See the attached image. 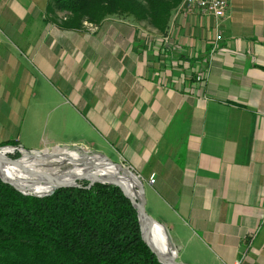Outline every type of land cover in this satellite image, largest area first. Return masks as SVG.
Listing matches in <instances>:
<instances>
[{"label": "crops", "instance_id": "crops-1", "mask_svg": "<svg viewBox=\"0 0 264 264\" xmlns=\"http://www.w3.org/2000/svg\"><path fill=\"white\" fill-rule=\"evenodd\" d=\"M47 4L0 0V143L130 168L180 264H264V0L219 19L180 4L163 33L64 28ZM8 84L45 105L3 102Z\"/></svg>", "mask_w": 264, "mask_h": 264}, {"label": "trees", "instance_id": "trees-1", "mask_svg": "<svg viewBox=\"0 0 264 264\" xmlns=\"http://www.w3.org/2000/svg\"><path fill=\"white\" fill-rule=\"evenodd\" d=\"M182 1L48 0L46 12L56 21L64 14V28L117 16L163 33ZM87 185L38 196L0 178V264H162L142 240L137 210L122 190Z\"/></svg>", "mask_w": 264, "mask_h": 264}, {"label": "rangeland", "instance_id": "rangeland-1", "mask_svg": "<svg viewBox=\"0 0 264 264\" xmlns=\"http://www.w3.org/2000/svg\"><path fill=\"white\" fill-rule=\"evenodd\" d=\"M56 14L58 17V21L60 22V19L63 18L64 14L59 13V12ZM145 25L146 24H141L140 26H145ZM10 84L7 85V88H8L7 95L5 97L1 98V100L3 102H7L8 100H10V101L13 100L14 104H17L19 107H22L23 109L28 108V110H33L34 106L37 107V105H42V106L45 105V100H44V97L41 93L39 94V97H36L35 90H34L32 93L29 94L30 98L25 99V97H23L24 94H22L21 92L18 93L16 91H12L10 89L11 86H9ZM47 140H48L47 135L44 133V131L41 132L40 137H39L40 143H42V145L44 146L47 144ZM10 142H13V143L11 144ZM14 143H15V141H9V142L6 141L3 143H0V152L3 153L6 157H8L10 159H22L26 155H30V154L36 155L39 153V152H29V151L24 152L23 150H21V148L16 143L15 144ZM71 152H75L78 155L83 154V151L74 150V149H65V148H62V151L60 154L62 156L64 155L63 157H71L72 156ZM88 154L90 156H94L91 153H88ZM77 161H79V160L74 161L73 166H72L68 162L59 163V160L57 158H54V157L45 158V160L41 161L40 164L36 165L35 168L37 170L43 172V173L51 174V176L53 178L56 176L61 177L62 181L70 180L72 175H68V174L70 172L74 171L75 169L78 170L79 172H84L85 170H90L91 172H94L98 175H100V174H102L103 176L105 175V177H108V178L113 177V174H115V172L110 169V166L107 163L102 164V168H103V170H102L99 168L91 169L90 166H92V164H90V162H88L87 160L85 161V163L83 165L77 164L76 163ZM77 167H79V168H77ZM104 168H105V170H104ZM4 170H5L6 174H10L8 166H5ZM14 175L17 177H24V178L29 177L28 171L25 169H22L21 167L18 170L17 169L15 170ZM106 175H108V176H106ZM36 176L33 175V177H36ZM35 180L40 181V180H42V178L36 177ZM76 181L78 183H81V182H84L86 180L82 179V180H76ZM22 189H24L23 190L24 192L37 194L36 191H34V189L31 186H25V187H22ZM132 192L134 193L135 196H137V194L135 193L134 190H132ZM145 198H147L146 195H145ZM146 211L150 216H152V215L154 216L149 205L146 208ZM149 238L155 244H160V240L157 237V235L154 233V231H152Z\"/></svg>", "mask_w": 264, "mask_h": 264}, {"label": "water", "instance_id": "water-1", "mask_svg": "<svg viewBox=\"0 0 264 264\" xmlns=\"http://www.w3.org/2000/svg\"><path fill=\"white\" fill-rule=\"evenodd\" d=\"M58 148L62 150V147H55V148H52V149L39 151V153L36 154V155L30 154V155H26V156L27 157L44 156L45 158H52V157H54V149H58ZM44 151L47 152L46 155H43ZM24 152H28V151L24 150ZM88 157H93L95 160H97L99 158L100 159H104L107 162L111 163L113 166H115L124 175H126L127 177H130L132 179V181H133L134 191L137 194V196L134 197V196H131L130 194H128V192L125 190V188L123 187L122 183L119 180H117V179H109L108 177H104L103 178V177H98V176H94L92 178H77V179H75L73 181H70V182H67V183L56 182V184H54L53 188L49 192L43 193V194H36V195H38V196L50 195L51 193L54 192V190H56L58 188H61V187H79L80 183H78L76 180H82V179L87 181V183H88L87 187H90V186H92L95 183L116 185L122 190L124 195L131 201L132 205L137 210V215H138V220H139V224H140L142 240L146 243V245L150 248V250L155 254L157 259L162 264H180L176 260V253H175L174 247L172 245V242H171V240H170V238L168 236V233H167L166 229L161 224L156 222L146 211V208H145L146 198H145L144 186H143L142 180L133 171H131L129 168L123 166L120 163H114L110 159H108L106 157H103V156H96V155L90 156L86 152H83V154L80 155V160L77 161L76 163L83 165ZM20 160L21 159H10V158L6 157L5 155H0V161L1 162H5V163L11 164V165H18L19 167L24 169L22 167V164H21ZM70 164L73 166V163H70ZM93 166L94 165H92L91 167L94 168ZM47 174H49V173H47ZM0 178L4 182L12 185L17 190L23 192L24 189H22L20 186H17V184H15L14 182H12V181L8 180L7 178H5L2 174H0ZM141 215L144 217V221L145 222H142ZM155 226H160L164 230V232L166 234V238H167V242H168V250H169L168 254L160 252L158 249L154 248L148 242V239H149V237H150V235L152 233V230H153V228Z\"/></svg>", "mask_w": 264, "mask_h": 264}, {"label": "bare ground", "instance_id": "bare-ground-1", "mask_svg": "<svg viewBox=\"0 0 264 264\" xmlns=\"http://www.w3.org/2000/svg\"><path fill=\"white\" fill-rule=\"evenodd\" d=\"M182 7H183V1H182ZM61 149H54V158H57L59 160V163H63V162H68V163H74V161L76 160H80V155H76V156H71V157H63L60 153H61ZM47 152L44 151L43 155H46ZM0 155H4L3 153L0 152ZM45 157L44 156H40V157H23L20 162L22 164V167L28 171L29 177L24 178V177H17L14 175L15 170L19 169L20 167L18 165H11L5 162H1L0 161V174H2L5 178H7L8 180L14 182L15 184H17V186L25 187V186H31L34 191H36L37 194H43V193H47L49 192L54 184H56V182H60V183H67L70 181H73L77 178H92L94 176H98V177H105V175L103 176L102 174L98 175L94 172H91L90 170H85L84 172H79L78 170H74L72 172H70L68 175H72L71 179L68 181H62L61 177H52L50 174L47 173H43L39 170H37L35 167L36 165L40 164L41 161H44ZM88 162H90V164L94 165V168H99L102 169V161H104V159H97L95 160L93 157H88L86 159ZM107 164H109L110 169L112 171L115 172V174H113V177H110L109 179H117L119 180L123 187L125 188V190L128 192V194H130L131 196H134V193L132 192V190H134V184L133 181L130 177H127L126 175H124L120 170H118L115 166H113L111 163L107 162ZM5 166H8L9 168V172L10 174H6L5 173ZM79 168V167H77ZM91 169H94L90 166ZM105 170V168H104ZM108 170V169H107ZM17 172V171H16ZM118 176H117V175ZM33 175H37L36 177L42 178V180H35L36 177H33ZM117 177H116V176ZM108 176V175H106ZM110 176V175H109ZM141 220L142 222L144 221V217L141 215ZM154 233L157 235V237L160 240V244H155L150 238L148 239V242L156 249H158L160 252L168 254L169 250H168V242H167V238H166V234L164 232V230L160 227V226H155L153 228Z\"/></svg>", "mask_w": 264, "mask_h": 264}, {"label": "built area", "instance_id": "built-area-1", "mask_svg": "<svg viewBox=\"0 0 264 264\" xmlns=\"http://www.w3.org/2000/svg\"><path fill=\"white\" fill-rule=\"evenodd\" d=\"M227 8L228 0H183V9L188 11L199 9L201 12L212 15L216 19L223 17ZM220 38L219 32H216L215 39L219 40ZM149 182H154L153 176L149 178Z\"/></svg>", "mask_w": 264, "mask_h": 264}]
</instances>
